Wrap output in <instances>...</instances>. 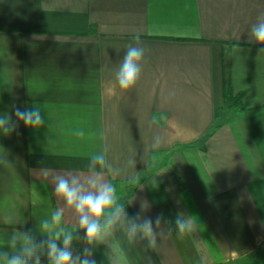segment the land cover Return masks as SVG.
I'll return each instance as SVG.
<instances>
[{
	"label": "crops",
	"instance_id": "crops-1",
	"mask_svg": "<svg viewBox=\"0 0 264 264\" xmlns=\"http://www.w3.org/2000/svg\"><path fill=\"white\" fill-rule=\"evenodd\" d=\"M262 15L264 0H0V114L38 105L45 118L0 133V252L19 251L14 234L46 241L41 222L61 209L73 256L96 264H264ZM137 33L143 71L124 92L115 70ZM227 85L246 110L224 106ZM99 153L126 216L89 243L52 177L89 175ZM178 216L194 218L183 239Z\"/></svg>",
	"mask_w": 264,
	"mask_h": 264
},
{
	"label": "clouds",
	"instance_id": "clouds-1",
	"mask_svg": "<svg viewBox=\"0 0 264 264\" xmlns=\"http://www.w3.org/2000/svg\"><path fill=\"white\" fill-rule=\"evenodd\" d=\"M251 38L259 48V55H264V15L260 16L250 29ZM136 45H128L124 52L123 59L115 70V80L121 91H128L134 88L141 78L145 48L140 39L139 33L134 35ZM15 120L12 114H0V133L5 136L16 132L19 123H23L26 128L39 129L45 124L41 108L35 105L31 108H14ZM74 135L83 139L86 135L83 129L74 130ZM102 135V133H101ZM159 143L154 141V147ZM105 152L107 149L104 150ZM0 163L8 164L7 160H0ZM135 164V161H130ZM108 167L106 155L104 153L91 154L89 163V175L57 174L52 177L53 190L58 198L64 201L66 207L72 209L78 217L81 230L85 233V239L89 243L98 242L103 239L106 228L111 227L117 220L126 216L122 204L118 203L119 197L115 185L105 179L102 170ZM99 168L101 171H97ZM49 170H45L47 177ZM64 212L57 209L52 212L49 219L41 222V231L47 235L46 241L36 243L27 234L22 236L13 235L10 247L16 248L17 241H20L19 251L9 255L0 252V264H41L40 253L45 249L48 264H96L94 259H89L88 250H85L83 258L73 256L72 244L73 233L62 227ZM6 222H10L5 218ZM160 217L156 219L159 224ZM194 223V218L187 219L177 217L175 224L179 237L183 239L186 230H190ZM140 227L144 237L148 239L150 247H156V238L153 232L152 220L148 219ZM138 226L133 222L129 229V236H135Z\"/></svg>",
	"mask_w": 264,
	"mask_h": 264
},
{
	"label": "trees",
	"instance_id": "trees-1",
	"mask_svg": "<svg viewBox=\"0 0 264 264\" xmlns=\"http://www.w3.org/2000/svg\"><path fill=\"white\" fill-rule=\"evenodd\" d=\"M244 95H245L244 91L233 93L230 86L227 85L226 87H224V91H223L224 106L236 110L237 109L246 110V106L243 103ZM143 176H141L140 181L143 179Z\"/></svg>",
	"mask_w": 264,
	"mask_h": 264
},
{
	"label": "water",
	"instance_id": "water-1",
	"mask_svg": "<svg viewBox=\"0 0 264 264\" xmlns=\"http://www.w3.org/2000/svg\"><path fill=\"white\" fill-rule=\"evenodd\" d=\"M77 235H78V236H83V235H85V233H84L83 230L79 229V230L77 231Z\"/></svg>",
	"mask_w": 264,
	"mask_h": 264
}]
</instances>
